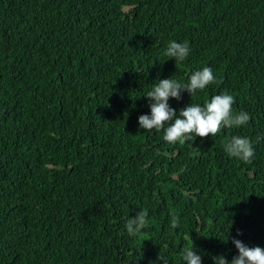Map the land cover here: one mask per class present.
I'll list each match as a JSON object with an SVG mask.
<instances>
[{
	"label": "trees",
	"instance_id": "obj_1",
	"mask_svg": "<svg viewBox=\"0 0 264 264\" xmlns=\"http://www.w3.org/2000/svg\"><path fill=\"white\" fill-rule=\"evenodd\" d=\"M206 66L217 82L170 107L227 91L247 125L184 144L140 127L154 84ZM233 240L264 248V0H0V264H186L193 244L231 264Z\"/></svg>",
	"mask_w": 264,
	"mask_h": 264
},
{
	"label": "clouds",
	"instance_id": "obj_2",
	"mask_svg": "<svg viewBox=\"0 0 264 264\" xmlns=\"http://www.w3.org/2000/svg\"><path fill=\"white\" fill-rule=\"evenodd\" d=\"M190 53L188 41L179 43L170 40L164 53L167 57L176 61V66L187 59ZM213 70L210 67H203L191 74L189 83L182 84L173 78L159 80L154 84L151 91L145 96L150 103L151 115H141L139 125L143 130L164 129V141L175 144H184L194 141L197 137L207 138L216 136L222 128L241 127L247 125L250 115L247 112H233L235 98L225 91L222 94L213 96L206 100L203 105L191 103L179 114L169 105L170 99L179 101L181 93L187 91L193 95L197 91L205 90L209 85L216 83ZM168 125L165 128V125ZM225 152L234 158L245 163H251L255 155L253 142L247 137L234 136L224 145ZM148 212L139 211L135 218H130L125 224L127 232L131 236L140 234L146 226ZM179 216L172 215L170 227H179ZM238 250V256L234 257L231 264H264V248L259 246L248 247L240 240L232 241ZM186 264H202L201 257L197 255L193 247H185L182 252ZM162 259L161 255L158 257ZM215 264H228L223 257H213Z\"/></svg>",
	"mask_w": 264,
	"mask_h": 264
}]
</instances>
